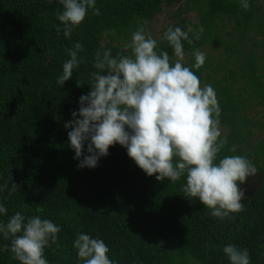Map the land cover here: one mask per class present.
Instances as JSON below:
<instances>
[{
	"label": "trees",
	"instance_id": "1",
	"mask_svg": "<svg viewBox=\"0 0 264 264\" xmlns=\"http://www.w3.org/2000/svg\"><path fill=\"white\" fill-rule=\"evenodd\" d=\"M259 1L250 0L251 7L244 10L238 0H190L178 11L197 8L196 30L204 28L199 40L184 42L185 54L201 51L212 41L216 24L225 20L238 34L228 43L218 40L225 46L223 66L212 68L206 59L201 69H193L201 86L214 88L220 126L231 131L220 157L252 159L261 177L243 203L244 211L219 219L183 195V178L158 181L146 175L118 143L97 167L79 168L64 127L73 111H79L80 97L91 90L90 73L96 71V52L105 49L104 35L118 32L130 41L141 24H151L176 0H97L100 14L90 11L71 37H65L56 18L62 11L58 0H0V186L7 185L0 191L7 208L0 221L21 212L60 226L57 243L45 249L49 264H81L73 248L80 231L103 239L115 264H229L222 251L227 244L247 248L251 264H264V140L256 152L243 149L246 135H251L245 131L246 113L253 102L264 107V14ZM256 29L260 34L255 35ZM77 42L83 45L79 55L84 62L62 87L56 81L70 59L66 50ZM158 42L174 62L164 35ZM259 47L263 54L257 53ZM106 48L113 56H128L119 47ZM194 62L193 57L186 66ZM9 245L10 239L0 236V264H20Z\"/></svg>",
	"mask_w": 264,
	"mask_h": 264
},
{
	"label": "clouds",
	"instance_id": "2",
	"mask_svg": "<svg viewBox=\"0 0 264 264\" xmlns=\"http://www.w3.org/2000/svg\"><path fill=\"white\" fill-rule=\"evenodd\" d=\"M51 2V0H49ZM242 9L250 0H238ZM62 11L56 18L63 24L65 37H71L91 11L99 15L97 0H58ZM57 31H60L59 26ZM201 26L192 37L180 27L169 26L164 40L177 58L170 60L159 42L141 27L125 45L131 56H113L111 49L98 50L90 73L91 90L80 97L79 111L65 123L68 142L79 168H95L109 148L119 144L146 175L156 180L184 179L183 195L198 200L219 219L234 218L244 211L245 190L241 188L257 169L245 156L220 157L227 143L220 129L221 109L211 85L201 86L193 69L206 63V54L197 50L194 63L186 66L184 42L200 39ZM70 59L62 65L56 83L64 86L74 70L84 62L83 45L67 49ZM87 153V154H86ZM15 183L11 191H15ZM7 185L0 186V191ZM0 215L7 208L0 202ZM62 231L50 219L16 212L7 222L0 221V236L10 239L8 250L20 264H49L45 249L57 243ZM81 264H115L110 249L99 237L80 231L73 242ZM229 264H251L247 248L227 244L222 249Z\"/></svg>",
	"mask_w": 264,
	"mask_h": 264
},
{
	"label": "rangeland",
	"instance_id": "3",
	"mask_svg": "<svg viewBox=\"0 0 264 264\" xmlns=\"http://www.w3.org/2000/svg\"><path fill=\"white\" fill-rule=\"evenodd\" d=\"M190 0H176L172 7H164L163 12L159 15L151 24H141L139 28H143L145 30V34H151V36L158 41L162 40L164 35L165 29L169 26L172 27H180L182 30L189 33V36L192 37L194 33L197 32L196 26L200 25V17L198 13V9L191 12H183L179 13L178 11L181 8H186L187 4ZM190 6H193L192 4ZM259 6L262 9L264 14V0L259 1ZM215 33L212 35V41L207 43L203 49L201 50L203 53L206 54L207 59L211 67H218L223 66L225 62V53L224 48L225 46L218 45V40L228 43V41L235 40L237 37V32L235 31V25L227 20L224 23H218L215 26ZM260 34V31L256 29L255 35ZM220 35V36H219ZM219 36V37H218ZM254 36V35H253ZM259 39H262L259 37ZM131 41V40H130ZM126 39L121 33L118 32H111L106 33L102 40V46L106 47H119L121 48L128 56H131V49L125 47L127 43L130 42ZM251 48L248 47L245 50V55L248 54ZM257 53H262V48L259 47L257 49ZM195 54V53H194ZM194 54H185L184 60L181 61L184 65H188L189 60L194 57ZM264 58V55H263ZM260 65L262 67V71L260 72V76L264 79V59L260 60ZM220 71V70H219ZM223 72V71H221ZM209 74H211L209 72ZM225 74V73H224ZM206 84V82H205ZM240 86L236 85L235 90L238 89ZM254 106L250 112H247L246 115L248 116L249 123H247L246 127V134L251 133V135H246V145L244 146L245 151L256 152L258 150V146L261 145V142L264 140V107L256 106V103L253 102ZM253 124H258L253 125ZM262 128V129H261ZM222 131V137L227 138L231 131L227 127L220 126ZM250 160V159H249ZM253 161L252 159L250 160ZM261 183V177L258 175V172L255 176L249 177L247 181L241 185V188L245 190L246 199L242 200V203L247 202L254 192L257 190L259 184Z\"/></svg>",
	"mask_w": 264,
	"mask_h": 264
}]
</instances>
